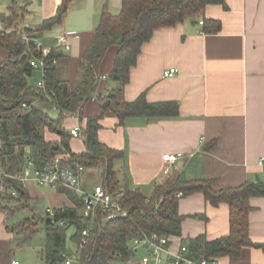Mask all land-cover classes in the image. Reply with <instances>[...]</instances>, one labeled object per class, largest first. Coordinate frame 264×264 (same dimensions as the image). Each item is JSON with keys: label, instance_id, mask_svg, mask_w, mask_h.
<instances>
[{"label": "crops", "instance_id": "obj_1", "mask_svg": "<svg viewBox=\"0 0 264 264\" xmlns=\"http://www.w3.org/2000/svg\"><path fill=\"white\" fill-rule=\"evenodd\" d=\"M122 1L70 0L58 22L34 34L44 47L64 54L57 63V73L70 90L78 84L83 54L94 40L102 15L119 14ZM17 2L24 7L20 26L36 30L44 20L57 15L63 0ZM11 4L12 0H0V29L1 15L9 13ZM215 21L220 25L219 31L213 30ZM64 33L68 49L60 42ZM118 50V44L107 49L92 96L80 111L66 114L62 121L70 152L81 155L87 151L88 121L98 118V141L120 152L111 161L120 188L114 193L130 189L151 197L158 187L176 180H211L216 191L246 182L264 184V165L259 164L264 157V0H224L223 4L207 5L200 17L157 28L143 44L117 101H134L144 94L148 103H175V114L120 119L112 110H103V99L118 85L111 77ZM7 56L8 52L0 46V63ZM171 67L178 68V73L163 76L164 70ZM41 80L44 71L37 68L29 83L37 87ZM39 103L37 99L33 101V105ZM47 111L53 118L59 114L52 106ZM75 126L81 131L78 137L70 132ZM44 136L60 146L62 137L58 133L45 129ZM166 153L180 154L168 173L164 172L166 163L162 159ZM30 156V147L8 157L0 154V264H11L13 259L23 264L27 256H36L31 260L34 264H47L43 257L45 218L39 209L43 206L47 218L48 210L75 207L67 192L35 182L37 165ZM85 165L82 187L91 190L103 185L102 165ZM7 173H13L21 184L19 196H24L23 200L4 198L1 178ZM16 175L22 178H15ZM250 204L249 235L263 247L245 246L239 256H222L213 264H264V195L251 197ZM21 208L29 211L27 217H22L23 212L16 213ZM82 211L83 207L80 216ZM178 212L183 216L181 234L169 236L174 252L198 236L215 239L230 232L229 205H213L202 192L179 197ZM39 230H43L44 237ZM71 242L79 251L72 239ZM129 244L132 248L131 240ZM133 251L130 259L138 251H142V257L146 254L143 246ZM138 260L133 264H140L141 259Z\"/></svg>", "mask_w": 264, "mask_h": 264}, {"label": "trees", "instance_id": "obj_2", "mask_svg": "<svg viewBox=\"0 0 264 264\" xmlns=\"http://www.w3.org/2000/svg\"><path fill=\"white\" fill-rule=\"evenodd\" d=\"M69 1L63 0L57 15L44 20L36 30L20 26L24 7L17 0H12L8 14L1 15L3 28L0 29V46L8 52V56L0 63V154L8 157L17 150L30 147V157L37 168H41L56 155L69 153L84 165H102L103 186L114 193L120 188L111 161L120 152L98 141V118H90L88 121L85 131L87 151L76 155L70 152L68 134L62 125L64 117L80 111L90 99L100 77V63L113 44H118L119 50L111 77L118 85L103 99V110H112L120 119L136 115L175 114L177 106L173 102L148 103L142 94L134 101L119 103L116 96L128 83L130 70L136 64L143 44L151 39L157 28L174 26L188 18H198L207 5L223 4L224 0H123L119 14L102 15L94 40L83 54L80 79L73 91L65 81L58 78L57 63L64 54L51 49L43 57L33 39L23 38L25 34L34 38L36 32L58 22ZM219 29L220 25L215 21L213 30ZM41 58L45 62L44 83L47 91L54 93L53 100H49L42 89L29 83L35 70L33 62ZM36 99L40 103L33 105ZM23 102L31 105V109H23ZM54 103L59 110L57 118L51 117L47 111ZM45 129L62 137L58 148L55 146L59 143L46 140ZM12 174H4L1 178L5 187L3 196L5 199L21 201L24 196H13L12 191L19 192L21 184ZM58 189L69 194L75 207L57 208L52 216L48 214L43 219L46 232L43 257L47 264H63L67 256L68 230L71 227L74 228V233L70 237L79 250L77 264H108L116 259L129 260L134 252L130 247V240L140 230L168 237L180 235L183 216L178 212L179 192L183 195L202 192L213 205L225 202L230 208L229 234L215 239L198 236L188 241V254L194 261L193 264H200L202 260L213 264L222 256L237 257L245 246L263 247L253 242L249 235V214L252 209L250 199L264 195L262 182H246L216 191L212 189L211 180L187 183L176 180L158 187L151 197H145L138 190L126 189L123 191L121 205L129 212L128 215L108 218L106 213L98 210L87 236H82L83 224L79 214L84 205L82 197L79 198L68 188L60 186ZM119 254L121 258H118Z\"/></svg>", "mask_w": 264, "mask_h": 264}, {"label": "built area", "instance_id": "obj_3", "mask_svg": "<svg viewBox=\"0 0 264 264\" xmlns=\"http://www.w3.org/2000/svg\"><path fill=\"white\" fill-rule=\"evenodd\" d=\"M203 23V21H201ZM25 40H34V43L43 55L47 56L51 49L44 47L42 42L28 36L23 37ZM60 42L64 49L69 48V42L67 35L64 33L60 36ZM34 69L45 67L44 60L36 59L33 62ZM178 73V68L171 67L163 72V76L171 77ZM37 87L42 89L49 100H53L54 93L47 91L44 80L37 83ZM54 109L58 106L54 103L52 105ZM22 108L30 110L31 105L26 102L22 103ZM71 135L78 137L81 135L80 128L75 126L71 129ZM180 154L166 153L162 156L163 161L166 163L164 172L170 171V165L174 163ZM33 165V162H30ZM259 164L264 165V157L259 159ZM85 170V165L79 162L71 156L69 153L58 154L53 157L46 166L41 168H35L34 180L39 186H52V187H65L73 190L80 197H82L84 205L82 211V236H87L93 226V220L98 210L106 213L108 218H115L117 216H127L128 211L121 205V199L123 192L112 193L107 190L102 184L96 185L93 189L87 190L82 187L81 175ZM15 178L21 179L20 175H16ZM23 180V179H22ZM13 196L18 197L19 192L14 191ZM178 197H182L183 193H177ZM53 210H48V214L52 216ZM133 244L132 249L135 250L138 246H143L146 254L141 258L140 264H193L194 261L189 257L188 248L186 245H181L177 251L170 249L169 237L160 236L157 233H146L143 230L139 231V234L131 239ZM122 256L119 254L118 258ZM17 259H13L11 264H19ZM63 264H77L76 260L71 256H66ZM200 264H208L206 260H202Z\"/></svg>", "mask_w": 264, "mask_h": 264}, {"label": "rangeland", "instance_id": "obj_4", "mask_svg": "<svg viewBox=\"0 0 264 264\" xmlns=\"http://www.w3.org/2000/svg\"><path fill=\"white\" fill-rule=\"evenodd\" d=\"M51 115L53 116V114H51ZM43 209H44L43 206H41V208L39 209V211H40L39 213L42 214V217L46 218L45 217V211ZM20 212H23L22 213V215H23L22 217L23 218L27 217V214L29 213V211H26V209H22V208L19 209V211L18 210L16 211L17 214L18 213L20 214ZM39 231H40L41 235H43V237H44L43 230H39ZM73 232H74V228H71L70 230H68L67 254L70 255V256H72L75 260H77L79 258V251H77L76 246H74L72 244L71 239H70V235ZM43 237H42V241H43ZM36 242L37 243L39 242V237H37ZM142 254H143L142 251H138V253L134 257L135 259L133 258V259H130L129 261L116 259V260L110 261L108 264H133V263L137 262L138 259L139 260L141 259ZM33 258L35 260L36 256L33 257ZM33 258H30L29 256L24 257L23 264H34L31 261Z\"/></svg>", "mask_w": 264, "mask_h": 264}, {"label": "water", "instance_id": "obj_5", "mask_svg": "<svg viewBox=\"0 0 264 264\" xmlns=\"http://www.w3.org/2000/svg\"><path fill=\"white\" fill-rule=\"evenodd\" d=\"M196 21H198V20H196ZM55 148H58V146H55Z\"/></svg>", "mask_w": 264, "mask_h": 264}]
</instances>
